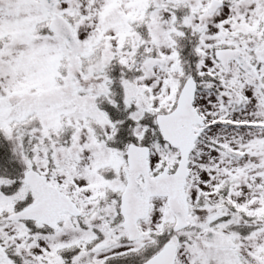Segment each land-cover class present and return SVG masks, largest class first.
Wrapping results in <instances>:
<instances>
[{"label": "snow or ice", "instance_id": "1", "mask_svg": "<svg viewBox=\"0 0 264 264\" xmlns=\"http://www.w3.org/2000/svg\"><path fill=\"white\" fill-rule=\"evenodd\" d=\"M0 264H264V0H0Z\"/></svg>", "mask_w": 264, "mask_h": 264}]
</instances>
